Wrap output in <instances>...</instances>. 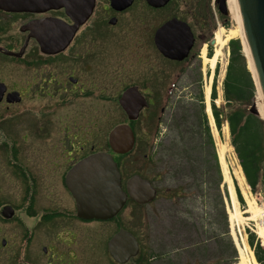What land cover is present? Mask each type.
<instances>
[{
    "label": "flooded vegetation",
    "instance_id": "af4514ba",
    "mask_svg": "<svg viewBox=\"0 0 264 264\" xmlns=\"http://www.w3.org/2000/svg\"><path fill=\"white\" fill-rule=\"evenodd\" d=\"M226 14V0H93L62 46L60 26L73 24L62 7L0 8V55L7 59L0 69V264H172L142 228L159 192L131 165L134 155L148 158L151 145L135 125L164 114L185 78L187 95L198 99L200 65ZM127 91L126 109L120 100ZM111 117L112 129H132L127 152L112 150L110 130L100 143L90 139L88 128ZM97 152L112 156L126 193L123 206L103 219L88 216V197L79 209L66 181L83 162L87 177L88 156ZM133 175L154 188L148 201L126 192ZM121 232L134 238L135 249L123 236L110 250Z\"/></svg>",
    "mask_w": 264,
    "mask_h": 264
},
{
    "label": "rangeland",
    "instance_id": "374dc122",
    "mask_svg": "<svg viewBox=\"0 0 264 264\" xmlns=\"http://www.w3.org/2000/svg\"><path fill=\"white\" fill-rule=\"evenodd\" d=\"M232 17L227 11L217 26L225 30L235 27L236 20ZM230 39L240 41L244 54L242 38L236 35L228 38L222 46L221 55L218 56L213 69L205 59L208 56L203 58L200 65L203 71H200L199 85L214 152L222 174L221 184L217 183L214 160L206 155L202 112L199 110L198 99L187 95L191 90L188 88L189 78L182 80L175 94L179 98L172 97L169 100L164 114L141 117L135 125L138 137L146 138L151 145L146 151L148 158L145 159L143 153L134 155L131 165L149 177L159 192V197L143 212L142 228L150 236L157 251L168 252L173 259L172 264H180L183 261L185 264H244L245 261L247 264H254L250 253L252 250L247 243V230L253 232L264 245V235L259 233L264 226V212L261 214L263 217L253 216L254 212L242 195L244 204L237 201L238 216L232 217L228 182L224 176L220 154H223L227 174L237 186L233 169L238 165V160L229 144L226 123H222L221 131L218 132L211 115L210 93L213 82L216 84L214 104L221 108L225 106L222 98V80L228 63ZM216 47L217 45L212 46L211 56ZM5 61L7 59L0 55V69H4ZM193 91L196 93V89ZM252 105L258 111L256 115L264 120L261 117L264 115V107L259 101L257 87L249 108ZM114 118L106 120L99 129L88 128V131H93L89 134H93L90 139L96 143L102 142L107 131L112 129ZM73 130L74 128L70 131ZM224 190H227V193ZM246 190L254 210L261 207L264 191L252 193L247 184ZM93 230L95 233V229Z\"/></svg>",
    "mask_w": 264,
    "mask_h": 264
},
{
    "label": "water",
    "instance_id": "95a60500",
    "mask_svg": "<svg viewBox=\"0 0 264 264\" xmlns=\"http://www.w3.org/2000/svg\"><path fill=\"white\" fill-rule=\"evenodd\" d=\"M237 1L251 63L264 103V0ZM36 6L62 7L66 15L71 18L72 25L61 24L60 26L63 46L67 43V40L64 43L63 40L71 38L76 28L88 18L93 0H0V8L8 11H22ZM131 93V91L125 92L120 100L126 109ZM249 110L258 114L254 105ZM136 117V115L128 116L130 120ZM133 142L134 135L127 124L115 126L108 134L109 146L117 153L130 150ZM66 181L80 210L85 209L88 197L89 217L108 218L123 206L126 199V193L121 189L118 167L112 156L106 152H97L88 156L87 177L86 163L83 162L72 168ZM126 192L136 201L146 202L154 196L155 191L148 180L142 179L139 175H133L127 180ZM123 236L129 239L130 245L135 249L134 238L127 232H121L113 236L109 242L112 252Z\"/></svg>",
    "mask_w": 264,
    "mask_h": 264
},
{
    "label": "trees",
    "instance_id": "16d2710c",
    "mask_svg": "<svg viewBox=\"0 0 264 264\" xmlns=\"http://www.w3.org/2000/svg\"><path fill=\"white\" fill-rule=\"evenodd\" d=\"M229 57L224 78L222 80L223 108L216 107V84L211 85V114L218 132L225 122L229 144L233 148L238 165L241 168L245 182L252 193L264 191V120L248 110L253 103L256 85L247 66V60L242 53V46L238 39L228 41ZM211 52L208 53V56ZM199 110L202 112L204 144L206 155L214 160L217 183H222V174L214 152L213 139L204 113L203 97L198 96ZM234 182L237 201L244 204L243 198ZM227 193V190H224ZM247 243L251 248L258 264H264V245L253 232L246 231Z\"/></svg>",
    "mask_w": 264,
    "mask_h": 264
},
{
    "label": "bare ground",
    "instance_id": "6f19581e",
    "mask_svg": "<svg viewBox=\"0 0 264 264\" xmlns=\"http://www.w3.org/2000/svg\"><path fill=\"white\" fill-rule=\"evenodd\" d=\"M226 6H227V11L229 12V14L233 15L232 18H234L236 20V26L232 27V28H229L228 30H225L223 27H220V26L218 27V30L216 31V39H215L217 47L214 49L213 55L211 57H208V58H205V59L210 64V67L213 69L218 56L221 55V48L226 43L228 38H233L236 35H240L241 38H242V41H243V46H244L243 47V51H244V54H245L246 59L248 61L249 69L251 70L252 75L254 76V79L256 81V87H257V92H258V96H259V101L263 104L262 106L264 107L263 99H262V96H261V93H260V90H259V86H258V83H257V80H256V76H255V73H254V70H253V66H252V63H251V59H250V55H249V50H248V46H247V41H246V36H245V31H244V26H243V22H242V18H241V12H240V7L238 5V1L237 0H226ZM208 109H209V106H208ZM261 117L264 118V115H261ZM220 161H221V163L223 165V168H224V176H225V178H226V180L228 182L227 188H228V196H229V199H230V202H231V205H232V211H233L232 212V217L233 216H238L237 209H236L237 208L236 204L238 202H237V199H236L235 189H234V185H233V182H232L230 176L227 174V170H226V167H225V164H224V161H223L222 152L220 154ZM233 174H234L235 179L237 180V183H238V186L240 188L241 194L247 200L250 209L254 212L253 216H256V215H258V216L260 215L261 216V214H263V212H264V200L262 199L263 200V202H262L263 204L261 203L262 204L261 207H259L258 209L254 210L253 206L251 205L252 201H250V199L248 197V193H247V190H246V183H245V179H244L243 173L241 171V168L238 165L236 166L235 169H233ZM261 217H263V216H261ZM262 224H264V223H262ZM259 233H260V235L261 234L264 235V226L261 227ZM250 253H251L252 262L254 264H258L256 262L255 258H254L253 252L250 251ZM244 264H247V262L245 261Z\"/></svg>",
    "mask_w": 264,
    "mask_h": 264
}]
</instances>
